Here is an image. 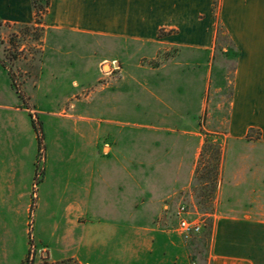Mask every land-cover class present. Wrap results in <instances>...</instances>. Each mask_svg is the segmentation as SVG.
I'll list each match as a JSON object with an SVG mask.
<instances>
[{
    "label": "crops",
    "instance_id": "0c3cea01",
    "mask_svg": "<svg viewBox=\"0 0 264 264\" xmlns=\"http://www.w3.org/2000/svg\"><path fill=\"white\" fill-rule=\"evenodd\" d=\"M213 1L49 0L40 27L44 35L54 32L130 44L140 49L147 47L152 50L149 61L156 59L153 52L156 49H176L175 58L169 62L157 67L139 66L153 77L167 70L170 64L177 67L176 58L184 57L186 63L197 66L203 56L204 76L193 74L194 70L186 76L166 75L171 84L181 81L191 90L202 80L208 82L211 72L215 54ZM31 2L0 0V23L33 24ZM215 15L238 54L225 120L226 132L222 134L224 143L227 147L228 142H233L242 148L264 145V0H217ZM117 61L103 60L98 65L113 63L121 74L124 63ZM4 64L0 62V224L5 228L3 241L15 239V227L22 223L25 214H30L35 204L34 209L49 213L44 224L52 229L47 239L35 237L38 243L34 246L42 249V256L51 264L66 261L75 264H264V176L260 174L261 165L255 157L239 156L242 170L233 168L230 175L233 186L227 206L222 201L223 212L232 215L233 225L246 224L251 228L247 237L243 230L232 234L236 240L237 237L238 240L247 238L246 247L233 240L230 247H214L203 254L196 253L191 241H184L174 229H167L169 225L163 215L174 202L176 179H191L195 169L177 163L193 161L196 155L186 157V146L191 150L194 144L199 147L203 143L199 121L196 124L194 117L189 118L186 108L176 111L164 105L169 113L163 119L166 125H194L179 132L180 141L175 139L178 135L175 126L141 125L136 127L140 131L134 134L122 131L127 125H106L102 129L89 125L85 117L61 113L62 119L75 120L71 125L72 135L79 138L83 146H58L60 152L50 158L49 167L43 157L41 184L33 203L31 188L38 148L32 122H36L35 115L39 114L17 107L15 77L12 75V86L9 68ZM168 90L167 95L162 93L161 97H168ZM193 93L181 94L177 89L175 94L189 99ZM26 97L32 102L29 95ZM31 104L34 107V103ZM100 138L102 155L97 157ZM136 141L143 149L129 151L127 148ZM184 143L186 146L182 147ZM113 177L121 180L118 190L122 192L124 187V202L99 205L97 179L108 186ZM245 180L247 191H239ZM129 181L132 187L130 206ZM243 196L246 204L242 202ZM240 206L237 213L236 208ZM97 210H114V213L103 215L109 218L105 221L102 214L97 215ZM245 218H248L246 222H241ZM37 219L40 225L41 218ZM101 235L105 239H101ZM31 240L35 242L34 235ZM47 242L56 246L45 244ZM4 252L0 250V261L7 257Z\"/></svg>",
    "mask_w": 264,
    "mask_h": 264
},
{
    "label": "rangeland",
    "instance_id": "374dc122",
    "mask_svg": "<svg viewBox=\"0 0 264 264\" xmlns=\"http://www.w3.org/2000/svg\"><path fill=\"white\" fill-rule=\"evenodd\" d=\"M41 22L42 18L38 25L0 24V62H4L5 67L9 68V73L15 77V86L19 95L21 94V96L16 94V105L21 109L35 110L39 114L35 115L38 119L35 120L41 127L43 140L35 167L36 186L35 189L31 188L33 203L41 184L43 157L45 156L46 166L49 167L50 158L60 152L58 146L62 148L68 145L83 146L82 141H78L79 138L72 135L71 125H74L75 120L62 119L61 113L76 118L85 117L89 120V125L101 126L102 129L106 125H127L122 131L134 134L140 131L136 127L141 125L175 126L178 130L175 139L180 141L182 138L179 132L194 125H166L163 119L169 113L164 107L172 106L176 111L186 108L189 118L194 117L196 124L199 121V133L203 137V143L199 147L194 144L191 150L185 143L182 146H186L184 150L186 157L192 154V156L196 155V158L190 162L177 164L184 168L186 165L193 166L195 169L191 179L187 177L176 179L177 190L174 202L171 203L166 215H163L165 223L169 225L167 229L175 230L176 209L180 205H185L192 214L204 217L201 233L188 240L191 241L193 252L203 254L214 247H230L233 240L246 247L247 238L238 240L237 237L236 240L232 234L241 233L243 230L247 237L251 228L246 224L233 225L232 215L223 212L222 201L227 206V199L233 186L230 177L233 168L242 170L243 163L238 161L239 156L245 159L255 157L259 160L260 174L264 176V145L242 148L233 142H228L227 147L224 143L222 134L226 132L225 120L234 70L229 47L224 43L220 44L219 50L213 56L208 82L202 80L190 90L181 81L171 84L169 80L167 81L166 75L176 73L186 76L194 70L193 74L204 76L206 65L203 56L199 58L201 63L197 66L186 63L184 57L176 58L175 62L179 64L177 67L170 64L167 70L153 77L152 74L139 69V66L157 67L169 62L175 58L176 49L163 47L156 49L153 51L156 59L149 61L152 50L147 47L140 49L130 44L54 32L44 35L40 27ZM103 60L108 62L118 60L117 62L124 63L123 72L119 74L113 63L104 62L102 65L106 67L102 68V65L98 64ZM153 81L155 86L152 85ZM73 82L77 85L75 86ZM167 88L168 97H161L162 93L167 95ZM177 89H180L181 94L188 91L194 93L191 98L186 99L180 97L183 95L175 94ZM28 95L34 107L26 97ZM77 125L86 124L77 123ZM250 135L253 137V133ZM255 138H258V135ZM137 143L138 141L127 149L139 152L143 147ZM102 147V138H100L96 146L97 157L102 155ZM31 170L34 172V166ZM37 175L38 179H36ZM110 181L108 186H104L97 179L96 201L99 205H114L121 200L124 202V187L122 192L118 190V183L121 180L119 177L116 179L113 177ZM131 188L129 181V206ZM240 188L239 191L248 189L246 180ZM245 200L247 199L243 196L244 204H246ZM34 205L31 206L30 214H25L22 223L15 227L13 241H3L5 228L0 224V241H2L0 250L4 252L5 246L4 254L7 255L6 258H1L0 264H20L24 256L21 264H51L42 256V249L34 246L38 243L35 237L47 239V235L51 232L52 226L44 224V219H47L45 216L49 213L42 209H34ZM240 208L242 206L236 208L237 213ZM109 212L113 214L114 210H97L96 213L102 214L101 218L107 221L109 218H104L103 215H108ZM128 212L130 213V210ZM228 212L230 213V210ZM37 217L41 218L40 225ZM247 219H242L241 222H246ZM33 235L35 242L31 240ZM101 237L105 239L104 235ZM45 244L56 246L55 243ZM262 244L264 246V243ZM59 264L75 263L66 261Z\"/></svg>",
    "mask_w": 264,
    "mask_h": 264
},
{
    "label": "trees",
    "instance_id": "16d2710c",
    "mask_svg": "<svg viewBox=\"0 0 264 264\" xmlns=\"http://www.w3.org/2000/svg\"><path fill=\"white\" fill-rule=\"evenodd\" d=\"M216 3H217V0H214L213 1V20L215 22L214 52L219 50L221 43H224L225 45H227L231 51V54H232L233 68H234V63L237 59L238 54H237L236 50L234 49L228 35L225 33L222 26L216 20V15H215ZM31 4H32L33 11H34V24L38 25L41 21V18L46 13V9L48 7L49 0H32ZM161 35H162V33L160 32L159 36H161ZM12 77L13 76L9 73V78L11 80V84H12V86H14ZM15 90H16V93L18 94V96H21V94L19 95V91L17 90L16 87H15ZM32 128H33L35 135H36L37 144H38V152H39L42 149V140H43L41 127L37 122L33 121L32 122Z\"/></svg>",
    "mask_w": 264,
    "mask_h": 264
},
{
    "label": "built area",
    "instance_id": "2783aa9c",
    "mask_svg": "<svg viewBox=\"0 0 264 264\" xmlns=\"http://www.w3.org/2000/svg\"><path fill=\"white\" fill-rule=\"evenodd\" d=\"M38 179V175L36 176ZM36 182H33L35 189ZM177 225L175 232L184 240L188 241L192 237L199 235L204 227V217L198 214H192L185 205H180L175 212Z\"/></svg>",
    "mask_w": 264,
    "mask_h": 264
}]
</instances>
